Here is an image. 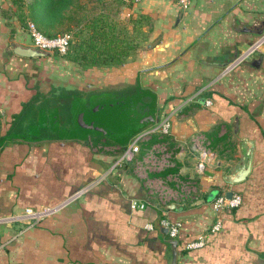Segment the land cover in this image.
<instances>
[{"label": "crops", "instance_id": "1", "mask_svg": "<svg viewBox=\"0 0 264 264\" xmlns=\"http://www.w3.org/2000/svg\"><path fill=\"white\" fill-rule=\"evenodd\" d=\"M89 1L123 42L130 32L144 42L121 64L79 69L52 53H14L12 41L32 44L31 37L17 27L11 34L10 0H0V264H264V43L223 71L264 31V0H191L187 8L175 0ZM66 87L74 96L93 88L153 92L157 119L171 118L174 169L196 179L195 196L161 203L123 163L72 197L128 142L83 131V100L71 110ZM10 131L25 137L3 139ZM196 131L215 151L200 174L189 147ZM249 153L247 176L227 181ZM229 190L241 194L240 205L215 211L213 199ZM131 198L146 206L131 208ZM165 214L182 222L178 236L159 225ZM216 217L222 226L211 232ZM200 234L205 244L186 248Z\"/></svg>", "mask_w": 264, "mask_h": 264}, {"label": "built area", "instance_id": "2", "mask_svg": "<svg viewBox=\"0 0 264 264\" xmlns=\"http://www.w3.org/2000/svg\"><path fill=\"white\" fill-rule=\"evenodd\" d=\"M182 8H187L191 0H175ZM29 34L32 44L38 48L59 53H66L72 41L70 32H61L54 35H48L39 30L33 23L29 24ZM264 43V31L261 32L256 41L237 54L233 59L228 61L223 71L233 69L239 63L246 60L251 54L261 51L260 47ZM206 104L211 103V99H205ZM171 133V118L162 116L151 124H148L137 131L124 147H118L119 156L112 162L101 176L94 178L92 181L83 185L77 190L72 197L87 190L94 182L107 177L113 170L121 166L123 163L132 165L135 175L143 181V184L149 190L150 194L157 195L161 203L166 204L173 199H181L186 201L197 193V182L192 176H183L175 168V152L169 146L166 136ZM156 137L155 140H151ZM189 147L195 153L193 161V169L196 173H203L210 161L215 160V151L211 146L209 137L202 131H196L189 137ZM242 201L241 194L232 192L231 196L227 193H219L212 201V207L215 211L224 208H234L240 205ZM146 201L135 198L130 199V207L133 209L143 208ZM45 208L44 210H47ZM43 210V211H44ZM26 213H36L32 208L27 207ZM38 211L37 213H41ZM4 218V217H3ZM2 217H0V220ZM161 227L166 228L170 237L178 236L182 222L172 219L168 215H163L158 221ZM222 226L220 217H216L210 226L211 232L218 231ZM147 228H153L152 223L146 224ZM205 235L200 234L195 239L186 242V248L201 247L205 244Z\"/></svg>", "mask_w": 264, "mask_h": 264}, {"label": "trees", "instance_id": "3", "mask_svg": "<svg viewBox=\"0 0 264 264\" xmlns=\"http://www.w3.org/2000/svg\"><path fill=\"white\" fill-rule=\"evenodd\" d=\"M18 1H22V4L25 2L27 9L25 13H23V10L18 13L20 24L25 22V18L29 19L48 35H54L48 32L58 29L57 27L63 22H67L66 27L69 28V22L76 21L77 23L75 22V24L77 25L81 21L76 12V10L82 7L80 0H29L27 2L23 0H11V3L19 4ZM22 4L20 7H22ZM20 7H18V10L21 9ZM106 27L107 25L98 16L84 19V22L79 27V33L77 32L79 36L76 35L73 42V47H69L66 54L62 56L79 69L98 65L121 64L133 52L135 45L131 44L130 41L123 42L124 40L118 37L114 31L106 29ZM83 30H86V35H81V31ZM122 96H129L131 98L132 102L128 103L127 107L132 109L137 116L125 119V123L123 124L112 126L102 121L95 122L92 117V107L100 101L116 104L121 95L104 88H93L90 90H76V96H74L72 90L67 88L64 102L72 110V107L76 106L77 102L83 100L80 101L82 103L78 109L76 106L78 110L76 112L78 113L76 121L80 123L83 131L88 133L91 131L97 135L111 138L121 145H125L137 131L154 121L145 124L133 122L139 120L143 115L155 114L157 107L155 95L151 91L139 89ZM27 105V102L23 103V109ZM84 111L86 113L82 117ZM155 116L157 119V114ZM7 136L13 138L18 136L25 137V134L10 131L7 135L2 136V138L4 139Z\"/></svg>", "mask_w": 264, "mask_h": 264}, {"label": "rangeland", "instance_id": "4", "mask_svg": "<svg viewBox=\"0 0 264 264\" xmlns=\"http://www.w3.org/2000/svg\"><path fill=\"white\" fill-rule=\"evenodd\" d=\"M23 1L27 2L29 0H23ZM18 3L19 4H13V3H11V0H10L8 7L6 8L8 11L7 15L9 18L8 23L11 26V29H13L11 34L13 35L19 29V31H21V33H27L30 36L29 24L33 23V22L31 20L25 18V22H23V24H20L19 19H18V13L21 10H23V13H25L27 11V9L25 6V2H23V4H22V1H18ZM80 3L82 4V7H81V9L76 10V12L79 15V17L81 18V21L78 22L77 25L75 24L76 21L75 22L71 21V22H69L70 23L69 28H67L66 27L67 22H63L60 26L57 27L58 29L51 30L50 32H48L49 34L61 33L64 31L70 32L73 36L70 48L73 47V42L75 40L76 35H78L77 32L79 31L80 25L84 22V19L92 18V16L97 15L96 9L92 5L91 1L81 0ZM21 4H22V7H20ZM17 6L20 7L21 9L18 10ZM77 8H79V7H77ZM15 21H17V22H15ZM38 29L44 32V30H42L41 28H38ZM86 34H87L86 30L81 31V35H86ZM11 38H12V36H11ZM129 41L131 44L135 45L134 48H136L139 45L144 44L143 41L139 40L136 36H133L132 32H130V40ZM51 53H52V55L54 54L55 56H60V57H63L62 55L66 54V53H64V54L59 53L56 50L51 51ZM50 59H52V58H50ZM52 61H53V59H52ZM71 77H72V75L70 74L69 78H71ZM57 81L58 80L54 77H51V79H50V82L57 83ZM65 82L68 83V80H66ZM44 84H48V83L44 82ZM131 102H132V100L129 96L119 97L116 104L108 103V101L97 102L92 107L93 108V110H92L93 120L95 122L102 121L103 123H106V124L111 125V126L123 124V123H125V119L133 118V117L137 116L136 113L133 112L132 109L127 107V104L131 103ZM84 113H86V112L85 111L83 112L82 117L85 115Z\"/></svg>", "mask_w": 264, "mask_h": 264}, {"label": "water", "instance_id": "5", "mask_svg": "<svg viewBox=\"0 0 264 264\" xmlns=\"http://www.w3.org/2000/svg\"><path fill=\"white\" fill-rule=\"evenodd\" d=\"M262 31H260L261 33ZM11 48L12 51L18 55L21 56H27V57H35V56H48L51 54V51L41 49L36 47L33 44H23L19 41H12L11 42ZM156 116L155 114L151 115H143L139 120H136L133 123H149L151 121H155ZM251 166V153L244 159L242 163H236L233 166V171L231 170L226 174V180L232 183L239 182L243 180L247 174L249 173ZM232 190H229L227 192V196H231ZM166 230V228H164Z\"/></svg>", "mask_w": 264, "mask_h": 264}]
</instances>
